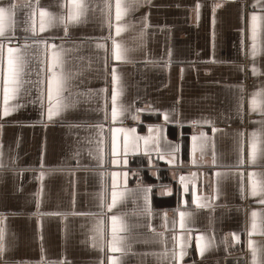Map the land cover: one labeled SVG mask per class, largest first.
<instances>
[{
  "label": "crops",
  "instance_id": "obj_1",
  "mask_svg": "<svg viewBox=\"0 0 264 264\" xmlns=\"http://www.w3.org/2000/svg\"><path fill=\"white\" fill-rule=\"evenodd\" d=\"M119 2L124 11L117 20V0H0L17 5L0 63L6 72L8 47L18 48L14 55L23 61L20 88L9 100L20 107L0 117V264H264V0ZM76 3L78 19L61 23ZM214 4L220 6L213 22ZM41 9L56 17L43 32ZM113 39L122 59L115 58ZM34 41L57 46L56 70L68 78L61 93L66 106L51 119L53 49ZM112 173L120 174L123 196L109 208ZM113 216L123 225L118 250Z\"/></svg>",
  "mask_w": 264,
  "mask_h": 264
},
{
  "label": "snow or ice",
  "instance_id": "obj_2",
  "mask_svg": "<svg viewBox=\"0 0 264 264\" xmlns=\"http://www.w3.org/2000/svg\"><path fill=\"white\" fill-rule=\"evenodd\" d=\"M145 2H147V0H145ZM29 6L30 5H26ZM219 4H214L213 5V22H214V18H215V8L219 7ZM17 7L16 4H10L8 7H4V6H0V53L3 52L4 49V43L3 40H9L11 41L12 36L11 35H6V31L9 29H14L15 28V8ZM74 9H76V11L70 15L67 18H61L60 22L61 23H66L67 20H76L78 19L80 12L79 9L82 7V5L76 3L73 5ZM201 5L199 3H197L195 5V12H196V16L197 19L199 18V9H200ZM124 11V9H122L121 4L119 2V0H117L116 3V19L119 20L122 12ZM146 17H145V21H146ZM56 21V17L52 16L51 14L47 13L45 10L41 9L40 10V31L43 32L45 27L52 24L53 22ZM33 27L32 30L35 31V20L33 19L32 21ZM147 23H145V28H147ZM256 28H257V16L255 13H253L252 15V40H253V45H252V55L255 56L256 55ZM122 31V28L118 25L117 26V34H119V32ZM143 30L141 32V35H143ZM14 35V32H13ZM34 43L37 44H44L45 49L47 50L49 47H51L53 49L52 51V57H51V62L48 64L47 66V72L50 73L49 75H47V98H48V109H47V116L49 119H51L54 115H57L63 107H65L66 105H64L62 97H61V93L65 87L66 81H67V77L64 75L63 72H58L57 66L60 65L61 60H60V53L55 51L56 49V45H48L47 41H34ZM113 43V49H114V53H115V58L117 60L122 59L123 58V49L121 47V45L115 40L113 39L112 41ZM97 47H106V45L104 44H98ZM7 52H8V60H7V69L5 72V69L3 68L2 63H0V77H3V107L2 109H0V117H7L8 115H10L12 112L16 111V109L18 107H20V105H10L9 104V100L12 99L13 97H15L16 93L18 92L20 85H21V74L23 71L22 68V64L23 61L21 60V58L17 55H14V53H18L19 49L18 48H13V47H8L7 48ZM170 56V53H169ZM181 72H183V69H181ZM253 72H255V68L253 67ZM118 75L116 72V69L113 68L112 69V83H113V88H112V94H111V116L113 120L117 119V116L119 114L120 111V106H118L117 104V100H118V96L120 95V92L118 90V88L116 87L117 83H118ZM105 92L107 91L106 89L104 90ZM252 106H253V110H255L256 106H257V102L255 99H253L252 101ZM242 107V104H241ZM105 119H107V102L105 103ZM137 118L138 117H134ZM165 120L168 119L167 113H165ZM205 123H211V121H204ZM0 128H2V125H0ZM117 131H120L119 129ZM134 131V130H132ZM213 131H216V129H213ZM205 134L201 133V136L203 137ZM253 136L255 137V133H253ZM135 139H139V138H134ZM197 137H193V141H196ZM129 138L126 136L124 138V150L127 151L128 145H129ZM148 139L145 138V143L147 144ZM197 145L194 144L193 145V151L196 150ZM203 143H201L200 148L201 151H203ZM116 153V145H115V138L113 139V154L115 155ZM257 155V147H256V142L255 140H253V143L251 145V152H250V158L254 161ZM164 157L161 156V159H163ZM169 163H173L172 160L168 161ZM194 164L196 163L195 159H193L192 161ZM113 163H118L117 160H113ZM126 163V161H125ZM212 163L215 164V156L213 155V160ZM241 163H243V160H241ZM45 175V173L42 171L40 173V177L43 178V176ZM119 173H112V177H113V183H112V187H113V191H112V203L108 205L109 208H112L116 203L118 198H120L121 196H123L122 192H118L117 191V180L116 177L119 176ZM125 176L127 175L126 173L124 174ZM195 173H192V176H195ZM217 176L220 175V173H216ZM250 176H255V173H250ZM181 182L183 183L185 180V177L181 176L180 177ZM126 182V181H125ZM185 190L187 191V185H185ZM257 190H258V185L257 182L255 180L252 181V191L251 194L253 196H255L257 194ZM260 192L262 195H264V186L260 187ZM199 198L195 196L194 194V201L198 200ZM261 203H264V200L260 201ZM55 215H59V213H53ZM166 215V214H165ZM186 214L181 212L180 216H181V227L184 226V221L183 218ZM253 224H252V228L253 230L256 229V223H255V217H256V213L253 212ZM112 221H113V250H118L115 248V245L118 243L119 241V237L116 236L117 231L119 230H123V225L121 224L118 227V217L113 216L112 217ZM98 231L100 230L99 227L97 229ZM251 245V241L249 242ZM201 254H203L204 248L201 247ZM4 251V244H3V229L0 228V253H3ZM255 252L256 249L253 248V255L255 258ZM185 255V253L183 251H181L179 253V257L182 259L183 256ZM40 264H43V260L40 262Z\"/></svg>",
  "mask_w": 264,
  "mask_h": 264
},
{
  "label": "built area",
  "instance_id": "obj_3",
  "mask_svg": "<svg viewBox=\"0 0 264 264\" xmlns=\"http://www.w3.org/2000/svg\"><path fill=\"white\" fill-rule=\"evenodd\" d=\"M69 37H70V36H69ZM69 37H68V38H69ZM251 81H252V78H251V77H248V78H247V83H248V82H251Z\"/></svg>",
  "mask_w": 264,
  "mask_h": 264
}]
</instances>
